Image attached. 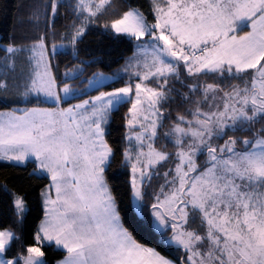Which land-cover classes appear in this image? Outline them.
<instances>
[{"label":"snow or ice","instance_id":"6c2138e0","mask_svg":"<svg viewBox=\"0 0 264 264\" xmlns=\"http://www.w3.org/2000/svg\"><path fill=\"white\" fill-rule=\"evenodd\" d=\"M62 8L72 22L58 33ZM143 8L32 0L21 23L43 31L0 44V162L31 164L28 178L47 181L35 201L0 182V215L10 217L0 224V264H264V0H147ZM96 24L135 41L122 69L128 80L104 88L122 78L97 72L74 88L58 79L53 53L75 51ZM124 105L117 147L109 125ZM117 159L129 207L157 246L122 215L107 178Z\"/></svg>","mask_w":264,"mask_h":264},{"label":"trees","instance_id":"16d2710c","mask_svg":"<svg viewBox=\"0 0 264 264\" xmlns=\"http://www.w3.org/2000/svg\"><path fill=\"white\" fill-rule=\"evenodd\" d=\"M119 3V0H117ZM127 3H131L133 6L144 5L143 11L147 12V0H126ZM32 0H0V44H7L12 42L13 38L15 42L19 44L29 43L31 37L39 35L43 31V24H41L40 31H37L31 25L27 23H21L26 20L27 13L29 11V5ZM109 17L106 15L101 18L100 24ZM72 22V17L69 13H66L62 8L60 15L55 18V28L58 33L65 31V28ZM100 24L92 25L89 27L87 33L82 38V41L76 46L75 51L69 46H64L58 51L53 53L52 63L54 65L55 74L58 79L66 80L67 82L77 83L83 86L81 82H86L88 77L98 71L112 72L121 67L127 60V58L134 52V42L126 36L114 37L109 33H106ZM53 41L50 39L49 44ZM58 42V38H57ZM80 66V70L75 77L70 79L64 76L65 70L68 68H74ZM4 69L0 68V72ZM125 81L121 79L119 82L108 83L104 85V88H108L109 85L119 86ZM208 82H211L209 80ZM179 87V85H177ZM96 92L91 91V94ZM35 103V99H32ZM5 105H0L4 107ZM24 103L18 105L8 104L7 107H24ZM32 106V105H27ZM129 105L120 107L119 111L115 112L111 117V123L109 125L111 135L110 141L114 146L119 147V142L123 132L122 117L127 111ZM175 115V111H173ZM163 131V130H161ZM166 143V141H162ZM222 143V141H221ZM168 150L172 151V146L168 145ZM32 169V165H27L26 170L16 168L8 165L6 162H0V182H6L10 189H20L23 192L31 193L29 199L35 201L39 187L46 183V180H39L36 178L29 179L28 172ZM6 178V179H5ZM107 178L110 184H113L119 189L120 201L119 207L122 211V215L127 222L128 226L133 230L136 237L142 242L148 243L151 246H157V240L155 235L148 230L143 221L138 219L129 207L128 196L124 193V187L127 181V170L120 167L119 159L113 162L112 167L107 171ZM0 199L6 201L7 197L3 193H0ZM40 213L38 210L32 212L29 218V228L35 226L38 222ZM0 224L9 226L10 217L7 213L0 215ZM194 226V225H193ZM158 250L161 254L175 258L177 253L175 249H169L160 246ZM55 255L51 251L49 256Z\"/></svg>","mask_w":264,"mask_h":264},{"label":"rangeland","instance_id":"374dc122","mask_svg":"<svg viewBox=\"0 0 264 264\" xmlns=\"http://www.w3.org/2000/svg\"><path fill=\"white\" fill-rule=\"evenodd\" d=\"M134 44H135V42H134ZM60 48H62V47H58L56 50H55V52L56 51H58ZM135 50V49H134ZM132 55H133V53H132ZM132 55H130L129 57H131ZM128 57V58H129ZM127 58V59H128ZM124 66H125V63L121 66V67H119L118 69H116L115 71H112V72H102V73H104L106 76H109V77H112L114 74H117V73H119V77L120 78H122L125 82L128 80V74H126V73H124L123 71H122V69L124 68ZM79 71V70H78ZM78 71L77 72H73L72 73V76L71 77H75L77 74H78ZM98 72H101V71H98ZM97 73V72H96ZM92 76V75H91ZM91 76H89V77H91ZM88 77V78H89ZM121 79H119V81H120ZM116 80H108V81H106L105 83H104V85H106V84H108V83H114ZM69 83H71L72 85H73V87L74 88H76V87H82V86H80L79 84H77V83H73L72 81L71 82H69ZM104 85H103V87H104ZM119 86H123V83L122 84H120ZM119 86H114V87H119ZM92 90H94V89H92V88H89L88 89V92L91 94V91ZM96 94H98L97 92H94L93 94H91V95H96ZM32 99H35V98H32ZM71 102L72 103H76V102H78L77 100H71ZM163 255V254H162ZM166 257H168V258H170V259H172L171 257H169V256H166Z\"/></svg>","mask_w":264,"mask_h":264}]
</instances>
